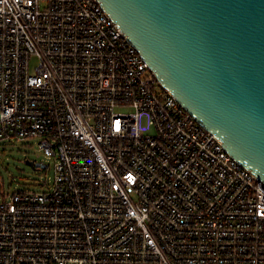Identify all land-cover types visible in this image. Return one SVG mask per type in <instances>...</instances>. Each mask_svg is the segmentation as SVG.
<instances>
[{
    "label": "built area",
    "instance_id": "1",
    "mask_svg": "<svg viewBox=\"0 0 264 264\" xmlns=\"http://www.w3.org/2000/svg\"><path fill=\"white\" fill-rule=\"evenodd\" d=\"M0 264H264V182L159 81L99 0H0Z\"/></svg>",
    "mask_w": 264,
    "mask_h": 264
},
{
    "label": "water",
    "instance_id": "2",
    "mask_svg": "<svg viewBox=\"0 0 264 264\" xmlns=\"http://www.w3.org/2000/svg\"><path fill=\"white\" fill-rule=\"evenodd\" d=\"M99 2L162 85L264 182V0Z\"/></svg>",
    "mask_w": 264,
    "mask_h": 264
},
{
    "label": "rangeland",
    "instance_id": "3",
    "mask_svg": "<svg viewBox=\"0 0 264 264\" xmlns=\"http://www.w3.org/2000/svg\"><path fill=\"white\" fill-rule=\"evenodd\" d=\"M37 139L19 140L7 138L0 140V199L4 194H12L18 190H37L40 180L46 177L28 161L47 159L38 150Z\"/></svg>",
    "mask_w": 264,
    "mask_h": 264
}]
</instances>
